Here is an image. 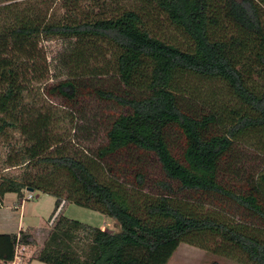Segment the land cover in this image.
<instances>
[{"label":"trees","instance_id":"16d2710c","mask_svg":"<svg viewBox=\"0 0 264 264\" xmlns=\"http://www.w3.org/2000/svg\"><path fill=\"white\" fill-rule=\"evenodd\" d=\"M55 1L0 7V147L36 144L18 146L0 208L55 198L45 241L0 234V264L28 248L26 264H168L181 244L264 264V0ZM38 43L60 48L33 94ZM86 112L97 141L74 152L68 128ZM48 128L53 144L37 138ZM241 147L261 161L242 178ZM68 203L116 231L64 216Z\"/></svg>","mask_w":264,"mask_h":264},{"label":"rangeland","instance_id":"374dc122","mask_svg":"<svg viewBox=\"0 0 264 264\" xmlns=\"http://www.w3.org/2000/svg\"><path fill=\"white\" fill-rule=\"evenodd\" d=\"M36 0H0V7L7 6L11 4H20L26 2H33ZM57 1V0H56ZM55 1V2H56ZM29 4V3H28ZM31 4V3H30ZM50 6V5H49ZM48 6V7H49ZM41 7V6H40ZM40 7H37L40 9ZM50 6V8H52ZM22 8H26L23 6ZM49 8V9H50ZM42 9V7H41ZM38 14V9L36 10ZM38 17V15H37ZM39 17L36 18L34 15V21H38ZM51 47L47 46L44 43L35 44L28 51V56L31 59L28 64V80L27 86L29 90L35 94L37 89L41 88L45 83L46 78V70L48 69L49 56L53 53V51L60 48V43H52ZM52 52V53H51ZM45 54L47 55V59H44ZM51 57V56H50ZM43 73V74H42ZM53 110V109H52ZM98 115L97 112H86L85 114L78 115V119L76 121V127L68 128L69 136H71V148L75 152L88 151L92 148L93 144L97 141V129L95 127V117ZM48 132H40L39 141L48 138L50 144L54 143V139L52 138L51 131L48 128ZM46 136V137H45ZM13 144L3 145L0 147V178L5 176H19L23 172V167L17 166L20 162L21 152L18 150L19 145H23L25 149H28L33 144L32 140H29L25 136H19ZM16 143V144H15ZM235 168L237 172H240L242 178L248 172L254 171L261 165V161L257 154H255L251 149L241 147L237 150L236 159H235ZM16 165V166H15ZM27 193L25 194V197ZM34 199L30 201H24L23 205V214L25 215L24 227H35L38 230L37 240L38 244L41 245L50 230L49 219L54 211L55 207V198L42 194L40 192L33 193ZM24 197V198H25ZM16 200V196L13 194L6 196V205L10 206L12 202ZM24 200V199H23ZM9 212L13 215L18 223L19 215L22 213L20 210H12L9 209ZM64 216L82 222L87 225H91L94 227H98L101 229H105L109 232L116 231L114 228L115 221L110 220L102 214H99L95 211H91L74 204L68 203L63 209ZM16 223V224H17ZM17 226H14L12 229L15 230ZM34 248H28L25 252H19V257L22 254L24 255V260L22 264H26L28 259L34 253ZM22 259V257H21ZM21 264V263H20ZM34 264H42L40 262H35ZM168 264H245L241 263L232 258H227L224 256L216 255L210 251H206L200 249L198 247H194L188 244H181L178 250L175 252L173 257L170 259Z\"/></svg>","mask_w":264,"mask_h":264},{"label":"crops","instance_id":"0c3cea01","mask_svg":"<svg viewBox=\"0 0 264 264\" xmlns=\"http://www.w3.org/2000/svg\"><path fill=\"white\" fill-rule=\"evenodd\" d=\"M5 201H6V197L4 198L3 205L0 208V234H18L19 232L24 231L27 228H33L36 231V236H37L38 230L35 227H27V228L24 227L25 215L23 214L22 210L25 202L22 200H18L17 196H16V200H14L10 206L9 205L7 206ZM9 209L17 210V211L20 210L22 212L19 215L18 223L11 214V212H9ZM14 226H17L15 230L12 229ZM114 228L116 230L115 224H114ZM25 251H27V249ZM22 255H26V253ZM17 262H21V257L18 258ZM35 262L37 261H32L30 264H34Z\"/></svg>","mask_w":264,"mask_h":264},{"label":"built area","instance_id":"2783aa9c","mask_svg":"<svg viewBox=\"0 0 264 264\" xmlns=\"http://www.w3.org/2000/svg\"><path fill=\"white\" fill-rule=\"evenodd\" d=\"M32 199H34L33 193H29V192H27V196H26V197L24 198V200H22V201H25V200H26V201H30V200H32ZM18 258H19V255L16 256L14 262L11 263V264H20V262H17Z\"/></svg>","mask_w":264,"mask_h":264}]
</instances>
